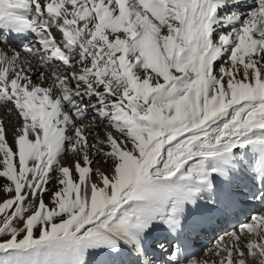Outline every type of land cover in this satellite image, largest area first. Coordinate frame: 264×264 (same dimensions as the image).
I'll use <instances>...</instances> for the list:
<instances>
[{"label":"snow or ice","instance_id":"1","mask_svg":"<svg viewBox=\"0 0 264 264\" xmlns=\"http://www.w3.org/2000/svg\"><path fill=\"white\" fill-rule=\"evenodd\" d=\"M0 110V264H264V0H0Z\"/></svg>","mask_w":264,"mask_h":264},{"label":"rangeland","instance_id":"2","mask_svg":"<svg viewBox=\"0 0 264 264\" xmlns=\"http://www.w3.org/2000/svg\"><path fill=\"white\" fill-rule=\"evenodd\" d=\"M27 42V41H26ZM19 41H15V44H19ZM246 217H244L245 219ZM236 219V218H235ZM235 219L233 221H235ZM239 221H242V217L238 218ZM232 221V222H233ZM232 227H238V221L236 220L234 223L231 224ZM211 231V230H210ZM210 231L207 232H203L201 233V235H193V243L196 242H201L200 244H197V246H194V248H199L196 252L200 253L202 252L205 248H210L212 245L211 243H214L215 239H216V235L220 234L221 232L218 231V233H215L213 236L208 235L210 233ZM211 234V233H210ZM197 237V238H196ZM162 238V237H161ZM203 238V239H202ZM195 239V240H194ZM208 239H210L206 244H204L205 241H207ZM214 239V240H213ZM205 240V241H202ZM194 251L196 249H193ZM103 254H93L90 258V264H127L124 260V258L117 260L115 258H110L108 259V257H106ZM110 260V261H109Z\"/></svg>","mask_w":264,"mask_h":264},{"label":"bare ground","instance_id":"3","mask_svg":"<svg viewBox=\"0 0 264 264\" xmlns=\"http://www.w3.org/2000/svg\"><path fill=\"white\" fill-rule=\"evenodd\" d=\"M26 42V41H25ZM13 43L15 44V41H13ZM0 112H2V110H0ZM65 162L67 163V158H66V160H65ZM248 211H251V209H248ZM240 217H242V221L244 220V217H245V215L244 214H242V215H240ZM239 217V218H240ZM235 218H233L232 220H230L229 222H227V223H225V224H223V225H221V226H218V231H219V228L220 227H223V228H227L229 231H231L232 229H233V227L231 226V224L232 223H234L237 219H235V221H233ZM233 221V222H232ZM208 231H210V230H208ZM218 231H217V233H218ZM205 232H207V231H205ZM201 233H203V232H201ZM201 233L199 234V235H201ZM211 233V234H210ZM210 233L208 234V235H211V236H213L215 233L213 232V231H210ZM223 233L221 232L220 233V235H222ZM216 235V234H215ZM194 237V236H193ZM197 238V237H196ZM203 239V238H202ZM195 240V239H194ZM210 239H208L207 241H205V240H202V241H205L204 242V244H206L208 241H209ZM214 240V239H213ZM192 242H193V238H192ZM215 242V241H214ZM201 242H196V243H193V245H192V247H193V249H196L195 251H197L199 248H194V246H197V244H200ZM213 243H211V245H212ZM106 257H108V256H106ZM105 257V258H106ZM124 258V260H125V262L127 263V264H133V261H132V259H131V257H123ZM108 259H109V257H108ZM110 261V260H109Z\"/></svg>","mask_w":264,"mask_h":264}]
</instances>
